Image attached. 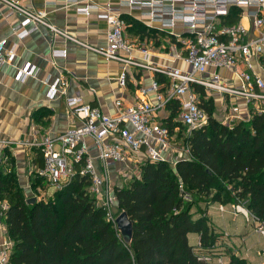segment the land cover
Segmentation results:
<instances>
[{
	"label": "built area",
	"instance_id": "obj_1",
	"mask_svg": "<svg viewBox=\"0 0 264 264\" xmlns=\"http://www.w3.org/2000/svg\"><path fill=\"white\" fill-rule=\"evenodd\" d=\"M85 1L84 5L78 7V12L86 15L95 13L107 22L106 45L93 47L75 38L73 40L107 60L122 61L124 66L118 78L120 87H127L130 65L161 73L169 82L159 84L154 78L149 87L141 89L144 96L153 92L155 102L144 98L127 104L121 98L116 99L115 114L103 112L99 107L85 102L82 97H70L66 102L67 107L80 119V124L64 132L46 134L39 140L25 143L43 153L44 165L37 169L36 176L44 179L48 187L55 190L62 188L77 172L89 175L91 193L106 211L107 219L116 227L120 212L115 188L123 186L119 181L126 184L139 177L140 163L145 161L168 162L175 166L179 160L190 157L189 146L178 140V133L181 131L184 138L188 137L209 120L208 111L201 106V94L197 92L196 86L204 88L206 98L219 97L217 105L222 112L219 113V120L224 124L232 125L249 119L251 107H254L255 112L264 113V76L257 71L264 64V0ZM5 2L18 18L12 31L19 39H24L41 27L68 35L49 21L46 11L36 10L19 0ZM124 7L138 10L142 19L158 25L160 31L169 33L168 36L172 37L171 55L173 59L181 61L179 67L151 64L150 48L146 44H135L128 37L129 23L124 16ZM232 7H239L242 12L245 8H256L249 13L250 27L241 21L226 23ZM179 25L186 28L187 32L177 33ZM135 52L141 53L142 58H137ZM53 53L66 57L68 51L55 49ZM16 56V47L9 49L8 38H1L0 69L14 62ZM221 69L231 71L237 83L220 74ZM38 75L39 69L35 65L27 64L18 68L19 79L39 78ZM43 81L48 86L49 99L67 93L69 80L65 76H58L54 80L48 77ZM233 97L242 99L245 106L233 102ZM174 101L179 103L180 112L176 121L181 123L182 128L176 129L172 135L157 113ZM251 103H254L253 106ZM33 131L38 134L39 127L34 126ZM0 142L7 146L12 141ZM234 209L248 222H253L256 231L264 236V221L241 204L234 205ZM200 250L201 243L196 249L200 260L209 264H223L220 254L201 253ZM11 252L12 249L6 248L0 253V264H10Z\"/></svg>",
	"mask_w": 264,
	"mask_h": 264
},
{
	"label": "trees",
	"instance_id": "obj_2",
	"mask_svg": "<svg viewBox=\"0 0 264 264\" xmlns=\"http://www.w3.org/2000/svg\"><path fill=\"white\" fill-rule=\"evenodd\" d=\"M241 12L232 7L226 23H238ZM127 21L128 29L141 36L168 35L134 18ZM156 80L163 85L169 82L161 73H156ZM196 90L209 120L188 137L178 133V140L189 146L190 157L175 166L145 161L139 177L115 188L119 212L126 211L134 223L130 243L98 205L89 175L77 172L51 196L38 199L36 193L27 196L16 169L1 162L0 201L7 202L3 216L14 243L10 264H209L199 259L198 247L189 243L188 234H201L199 252L219 255L221 233L210 225L205 210L198 208L202 215L195 218V204H241L264 221V113L251 107L249 119L224 124L215 116L214 101L206 99L204 88L196 86ZM168 109L171 114L163 123L173 135L182 128L176 121L179 103L171 102ZM51 115L43 108L34 118L48 125L42 117ZM37 153L43 166V153L40 149ZM5 159L13 161L8 155ZM43 183L36 176L31 188L45 189ZM32 197L36 201L29 202ZM230 264L248 262L232 254Z\"/></svg>",
	"mask_w": 264,
	"mask_h": 264
},
{
	"label": "crops",
	"instance_id": "obj_3",
	"mask_svg": "<svg viewBox=\"0 0 264 264\" xmlns=\"http://www.w3.org/2000/svg\"><path fill=\"white\" fill-rule=\"evenodd\" d=\"M19 1L36 10L46 11L49 21L69 35L54 33L47 27H41L24 39H19L17 34L12 31L18 18L8 9L5 0H0V39L8 38V48L16 47L17 51L14 62L7 63L0 69V140L12 141L7 146L0 142V164L3 162L8 169L14 167L19 184L26 195L31 196L36 193L40 199L43 196H51L55 190L50 191V187L43 189L41 186H38L34 191L31 188L36 171L41 166L38 149L27 146L25 142L39 140L46 134L55 135L78 126L80 119L67 107L66 102L70 97H82L85 102L99 107L107 114L116 113L114 102L118 98L123 99L127 104L144 98L155 102L153 92H148L144 96L141 89L151 85L152 80L156 78V72L149 68H136L130 65L128 66L127 87L119 86L118 78L124 63L119 60H107L103 55L77 43V41H81L89 46L100 47L106 45L107 41V22L100 19L95 13L86 15L78 12V7L84 5L85 0ZM100 1L105 2L106 0ZM112 1L119 2V0ZM123 9L126 19L134 18L150 29L160 31L157 29L158 25L150 24L148 20L142 19L138 10H130L129 7ZM255 10V7L245 8L240 16V21L250 27L249 13ZM176 32L184 34L187 29L179 25ZM128 37L135 44H146L150 48L151 64L164 67L180 66L181 61L173 59L170 55L172 53V37L168 35L141 36L133 33L130 28ZM55 49H66L68 54L66 57L55 56L53 53ZM135 56L142 58V54L139 52H135ZM27 64L35 65L39 69V78L29 77L25 80L18 78V68ZM257 71L264 76V71L261 68H258ZM223 74L231 79L234 77L233 73L226 69ZM58 76H65L69 80L67 93L58 94L54 99H49L47 96L48 86L43 80L48 77L54 80ZM232 101L245 106L244 101L240 98H232ZM43 108L52 112L50 118L42 117L44 122L49 121L48 125H43L42 121H36L34 118V114ZM159 113H161L163 121L171 114L168 108L160 110ZM34 126L39 127L38 134L34 133ZM88 140L91 142V139ZM7 155L12 158V162L5 159ZM188 158L187 156L186 159ZM118 166L122 165L116 167ZM119 184L126 185L121 181ZM6 208L7 202L0 201V253L6 248L13 249L14 245L8 235L3 216V210ZM198 208L206 211L210 225L221 233L217 242V250L223 256V264H230L232 254L246 259L248 264H264V239L257 237L256 234L260 236L261 234L256 231L255 227L254 229L250 227L251 222H248L241 213L235 212L234 205L217 202L207 205L204 202H199L192 209L195 212V218L202 215L197 212ZM262 237L264 238L263 235ZM188 239L192 246L198 247L201 243V234L189 233Z\"/></svg>",
	"mask_w": 264,
	"mask_h": 264
},
{
	"label": "water",
	"instance_id": "obj_4",
	"mask_svg": "<svg viewBox=\"0 0 264 264\" xmlns=\"http://www.w3.org/2000/svg\"><path fill=\"white\" fill-rule=\"evenodd\" d=\"M36 199V197H32L28 201L34 202ZM116 228L122 235L123 240L130 243L133 237L134 223L126 211H122L117 215Z\"/></svg>",
	"mask_w": 264,
	"mask_h": 264
},
{
	"label": "rangeland",
	"instance_id": "obj_5",
	"mask_svg": "<svg viewBox=\"0 0 264 264\" xmlns=\"http://www.w3.org/2000/svg\"><path fill=\"white\" fill-rule=\"evenodd\" d=\"M170 55H171V54H170ZM260 68L262 69V71H264V64H263L262 67H260ZM223 72H224V69H221V70H220V74H223ZM223 75H224V74H223ZM233 76H234V77H232V75H231V76L229 75V77H232V80L236 81V77H235L234 74H233ZM211 98H212L213 101H214L213 103H214V106H215V109H216V110H215V116H218V117L220 118V117H221L220 114H221L222 112L220 111V109L218 110L219 107H218V105H217V103H219V97H216V98L211 97ZM233 98H234V97H233ZM235 98H239V97H235ZM206 99H207V98H206ZM228 102H230V99L228 100ZM253 104H254V103H251L250 105L253 106ZM219 113H220V114H219ZM157 116H158V118H160V119L162 118L161 113H157ZM126 184H127V183H126ZM43 186H45V188H48V186L46 185L45 181H44V183H43ZM53 190H55V189H54L53 187H50V191H53ZM188 200H190V198H189ZM243 219H244V218H243ZM244 225H245V224H244ZM249 225H250V227H251L252 229H254L255 225H254L253 222H251ZM250 227H249V229H251ZM252 229H251V230H252ZM256 235H257V237H259V238H261V239H264V238L262 237V235H261V236L258 235V234H256ZM220 256H222V255H220ZM222 257H223V256H222ZM218 258H219V257H218ZM215 261H218V260H215Z\"/></svg>",
	"mask_w": 264,
	"mask_h": 264
}]
</instances>
